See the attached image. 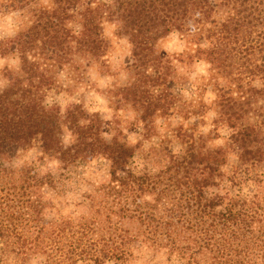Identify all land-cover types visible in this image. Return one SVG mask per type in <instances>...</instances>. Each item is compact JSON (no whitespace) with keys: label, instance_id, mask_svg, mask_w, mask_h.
Wrapping results in <instances>:
<instances>
[{"label":"trees","instance_id":"1","mask_svg":"<svg viewBox=\"0 0 264 264\" xmlns=\"http://www.w3.org/2000/svg\"><path fill=\"white\" fill-rule=\"evenodd\" d=\"M8 4L19 6L25 24L15 36L18 64L0 89V181L15 172L4 161L29 148L38 135L44 152L61 168L90 150L107 161L109 175L98 201L102 216L91 218L87 229L92 236L104 232L100 242L92 243L95 259H121L130 246L140 244L178 255L184 264H264V130L258 116L264 112V0ZM191 17L193 27L186 31ZM172 32L184 39V47L167 54L157 46ZM115 38L125 39L132 58L129 80L119 93L144 126H155L151 118L159 109L172 113L179 107L176 91L183 89L179 83L192 65L203 67L204 81L192 83L186 93L198 98L207 87L213 94L208 131L184 142L173 160L158 143L154 149L161 150L165 164L157 170H137V146L118 126L109 128L106 138L97 113L80 104L60 112L56 104L44 103L50 77L41 58L65 61L70 53V62L76 54L97 60ZM179 109L194 112L184 103ZM63 131L70 134L67 145ZM230 151L236 160L228 167ZM17 174L23 191L34 193L41 181L36 169L24 165ZM220 189L229 193L215 198L213 191ZM39 201L28 197L25 203L43 208Z\"/></svg>","mask_w":264,"mask_h":264},{"label":"rangeland","instance_id":"2","mask_svg":"<svg viewBox=\"0 0 264 264\" xmlns=\"http://www.w3.org/2000/svg\"><path fill=\"white\" fill-rule=\"evenodd\" d=\"M20 11L19 6L0 0V45H4L0 46V89L10 80L8 71L18 64L15 36L25 24ZM193 18L187 20L186 31L193 27ZM183 41L177 32H172L157 47L170 54L181 50ZM46 56L40 59L50 77L49 85L44 86V103L56 104L60 112L80 104L88 112L97 113L104 122L102 130L106 138L111 136L109 128L118 126L124 138L137 146L133 159L137 170L153 171L165 164L161 150L154 149L158 143L165 145L163 150L173 160L184 142L198 132L206 133L213 122L212 108H209L213 99L210 89L202 88L198 98L197 95L190 98L186 93L192 83L197 86L204 81L200 76L204 74L203 67L199 64L189 67L185 80L179 83L183 89L176 91L180 95L176 105L180 107L184 103L194 112L187 114L177 107L178 110L170 113L167 112L170 108L165 111L161 108L152 116L155 126L151 128L137 120L138 112L132 103L124 102L119 93L129 80L132 64L130 47L124 38L112 39L97 60L76 54L70 62V53L65 61ZM196 98L201 101L198 105L194 103ZM190 102L195 105L189 106ZM258 116L263 120L264 130V112ZM218 131L225 132L222 128ZM61 140L64 145L69 144V132L63 131ZM220 142L222 140L213 141L214 144ZM235 160V152L230 151L228 167ZM3 165L12 166L15 172L11 179L0 181V264H33V261L35 264H184V259L178 255L154 252L140 244L130 246L121 259L114 256L103 261L95 259L98 252L92 243L96 239L100 242L104 232L92 236L87 229L91 218L102 216L103 208L98 201L109 175L107 161L92 151L80 154L75 163L61 168L44 152L38 135L29 148L12 153ZM24 165L33 166L41 179L32 194L24 192L20 179H16L17 171ZM227 193L229 190L220 189L213 191V196ZM28 197L33 201L40 199L43 208L26 204ZM200 263L205 261L200 260Z\"/></svg>","mask_w":264,"mask_h":264},{"label":"clouds","instance_id":"3","mask_svg":"<svg viewBox=\"0 0 264 264\" xmlns=\"http://www.w3.org/2000/svg\"><path fill=\"white\" fill-rule=\"evenodd\" d=\"M33 264H35V261H33Z\"/></svg>","mask_w":264,"mask_h":264}]
</instances>
